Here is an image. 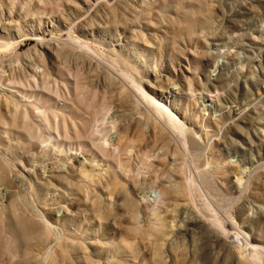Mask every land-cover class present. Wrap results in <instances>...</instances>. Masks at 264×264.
<instances>
[{
  "label": "rangeland",
  "instance_id": "1",
  "mask_svg": "<svg viewBox=\"0 0 264 264\" xmlns=\"http://www.w3.org/2000/svg\"><path fill=\"white\" fill-rule=\"evenodd\" d=\"M96 2L0 0V39L18 43L19 36L28 35L19 46L9 43L0 48V85L10 86L12 91L64 93L62 99L70 106L69 123L77 129L70 125L68 136L61 139L75 143H90L91 130L110 127L107 117L113 116L117 108L132 110L136 115L133 119L118 120L119 139L113 141L107 154L111 164L125 165L132 178L138 176L139 169L148 172L141 173L147 178L161 179L169 170L165 166L147 168L154 162L158 144L147 139L150 134L160 139L168 137L170 150L177 148L178 157L182 153L188 164L191 160L197 163V154L206 166L225 164L226 149L232 142L242 149L249 148V135L255 140L251 145L253 154L264 153V138L255 135L264 132V0ZM70 24L71 36L81 40L82 45L69 37L61 41L62 48L44 45L34 35L42 34L48 42L53 36L65 34ZM242 43L251 46L242 49ZM216 67L218 71L214 72ZM172 86L183 88L184 95L177 102H172ZM206 94L217 98L222 106L205 108L210 104ZM170 103L176 104L181 114L169 107ZM157 105L169 108L193 136L200 138L208 133L210 139L214 137L203 147L206 150L202 153L203 148L194 146L198 151L192 148L185 152L157 112ZM7 132L0 127V264H161L152 258L155 248L143 240L145 232L136 217L141 200H146L150 190L137 195L126 185L131 193L124 198L120 196L121 185L110 190L97 187L104 199H88L86 190L82 191L72 178L47 180L65 165L55 153L57 149L43 156L40 150H33L36 153L32 151L29 156L20 150L18 131ZM108 133L111 141L116 133ZM171 136L175 138L172 142ZM192 168L201 174L197 186L207 193L205 204L212 205L217 214H224L233 200L219 186L222 177L215 176L217 180L213 181L197 165ZM233 171L230 169L228 175L237 179ZM16 186L19 188L15 191ZM245 197L258 206V202L264 203V188L254 183ZM8 199L13 201L30 245L21 232H14L20 230L6 214ZM41 219L48 225L45 238L60 240L55 250L62 254L58 261L50 258L46 262L45 251L38 248L46 231ZM10 225L16 228L11 230ZM251 227L252 235H260L264 216L253 219ZM95 239L100 245L90 244ZM163 258L167 262V254ZM219 261L216 263L231 264L225 258ZM178 264L191 263L182 258Z\"/></svg>",
  "mask_w": 264,
  "mask_h": 264
},
{
  "label": "bare ground",
  "instance_id": "2",
  "mask_svg": "<svg viewBox=\"0 0 264 264\" xmlns=\"http://www.w3.org/2000/svg\"><path fill=\"white\" fill-rule=\"evenodd\" d=\"M99 1L100 0H97L96 3ZM70 26L71 24L69 26L66 25L67 30H65V34L53 36V39L48 42L43 40L45 36L42 34L34 35L37 40L44 45L51 44L59 47L61 46V41L66 37L82 45L83 42L81 40L79 41V39L73 38V35L71 36L73 26L71 28ZM25 37L27 38L28 35L19 36L18 39L20 42L18 43L7 42L5 38L0 39V48L7 47L9 43H12L13 46H19L20 43L25 42ZM248 44H243L241 48L246 49L250 45ZM62 47L63 46H61V48ZM211 63L212 60H209L208 64L210 65ZM217 71L218 67L215 68L214 72ZM37 73L38 71L35 72V74ZM170 90L173 94V97H171L172 102L184 95L183 88L181 87L176 89L175 86H172ZM239 90L242 89L240 88ZM25 91L26 90L12 91L10 86L6 87L0 85V127L6 134H9V132H7L9 130L18 131L21 144L20 150H22V153L26 152L29 156L33 150H40V154L42 153L40 156H43L51 149H53V152L57 149L58 152L55 153H59L65 165L61 168L58 167L59 170H61H58V173L53 174L47 180L50 181L51 178L59 177L72 178L82 191L83 189L86 190L88 199H91L92 196H95L97 199H104L102 192H100L97 187H100V189L109 188L108 190H110V187L112 189L114 186L116 189L121 185L123 194L120 196L124 198L127 197L130 187L137 195L138 193H144L147 189L150 190V194L145 197L146 200H141L143 202L139 206L140 210L136 212V217L139 219V225L141 224V228L145 232L143 240H148L155 248V254H153L154 256H152V258H155V260L159 259L161 264H178L182 258L186 259L191 264H210L211 262L217 264L216 262L219 260L221 261L223 258L226 259V263L231 264H264V229L260 230V235L254 236L251 234L253 230L251 221L258 218L259 215L264 216V203L261 204V202H258V204H256L258 206H255L245 197V194L251 191V186L254 183H258V185L264 188V153H258L257 155L253 154L251 150V145L255 143L253 137L250 135L248 136L247 140L250 146L247 149H242V147L232 142L231 147L226 149L227 153L224 157L225 164L215 162L214 164L206 166L204 163H201L202 160L199 154H197V163L191 160L190 164H188L189 162H186V158L183 159L181 156L182 153L180 154L181 157H178L179 152L178 150L176 151L177 148L171 151V145L168 146L166 143L169 139L168 137L167 139L162 135L161 137L164 138L160 139L152 134H147V139L153 140L155 143L160 144L159 142L162 140V146L160 147L158 144L156 147L154 146L156 148H154L156 152H153V154H156L154 162L152 161L150 163L147 161V163L149 162L150 164L148 163L149 165L146 167L157 169L159 166H165L169 168V170L167 171L166 177L161 179L155 176V178H147V176L145 177L143 175L148 174V172L144 174L139 169L137 175L139 178L141 177V179L137 180L138 176H136V178L133 176L132 178L125 165L121 164L117 166L116 163L111 164L110 157L107 155L110 151V147L115 143L113 141H115V139L117 140L119 136L118 120L123 117L128 120L133 119L136 115L132 110H123L122 107L121 109L117 108L113 116L107 117V119L110 118L109 121L112 123L110 127L104 126L98 130H91L90 133L93 137H89L90 143L84 140H80L84 143H75L61 139L63 135L64 137L68 136L70 125L75 131L77 129L74 123H69L71 120L68 117L67 109L70 106L66 100L62 99L65 96L64 93L56 91L52 94L45 91L42 92V94H38L36 91ZM67 91L70 95L68 89ZM78 91L79 89L76 88L75 92L79 97ZM203 91L204 92L201 93L205 94V90ZM194 92L195 90L191 93ZM206 97L209 98L208 101H210V104L206 105L205 108H214L216 105L222 106L218 99L213 98L212 95L206 94ZM61 101H64L65 104H62ZM169 107H172L177 114H181L176 104L170 103ZM156 108L160 117L167 123L169 131L173 133L174 136H172L182 145L185 152L189 153L194 146L200 149L207 147L214 138L211 137L212 139H210L208 133H202L200 138L193 136V134L189 132L190 130L186 128L185 123L181 122L179 118H176L177 116H175L169 108L165 106L160 107L159 105H157ZM199 108L198 110H201ZM111 131L116 134H114V136L111 137V141H109L107 137L109 134L108 132ZM95 133H98L99 137L96 136L97 134L95 135ZM255 135L257 139H260V137L264 138V132L262 135ZM142 138L143 136L140 137L141 141L145 139L143 138L142 140ZM175 138L173 139L175 140ZM45 143L47 145L43 146ZM164 143L167 145H164ZM168 143L170 144V141ZM164 146H166V148L168 146L169 149H166ZM196 148L194 149L197 150ZM203 150L204 148L201 152ZM171 152H173V155ZM249 153L250 155H248ZM53 157L55 158V156ZM152 159L153 157L150 158V161ZM57 160H59V158ZM194 165H197L199 170L203 169L206 171L207 177L211 178L213 181H216L218 176L222 177L223 181L219 182V186L223 190L224 195L233 200V202L228 205L229 208L226 211L224 210V214H217V210L212 205L205 204L206 200L209 198L207 197V193H204V191L197 186V180L201 178V174L197 172V170H193L192 167ZM144 167L143 165V168ZM227 167H229L228 170H226ZM35 168H37V166H35L34 169ZM24 169H26V167H24ZM230 169L234 170L233 172L237 176V179H235V176L230 177L228 175ZM31 173H33V171ZM141 173H143V175H141ZM18 176L17 178H20V176ZM150 176L152 177V175ZM11 183H13V181H11ZM11 183L9 186H11ZM148 184L150 186L146 187ZM126 185L130 186H128L129 190L125 188ZM17 186L15 191L19 188ZM10 188L14 190L13 187ZM6 193L8 192L6 191ZM130 193L128 195H130ZM8 196L9 195H7V197ZM9 199V202L7 201L8 203L5 204L7 209L6 214L10 218V223H14L20 230L18 231L17 229V231L14 232H21L25 239V243L30 245L25 227L18 217L13 201L10 202L12 198ZM65 213L64 210V214ZM41 218L44 217L41 216ZM12 221L14 222L12 223ZM43 221L42 223L46 231L43 232L42 240L37 243L39 246L38 248L41 251H45L44 260L46 262L49 261L50 258L54 261H58L62 258V254H59V252L55 250H58L56 248H58L57 245L60 240L59 238L57 239V237H54L55 239L45 238L48 230V222L46 219L45 221L47 223ZM14 224L13 226H15ZM9 228L13 230V228L15 229L16 227L12 228L10 225ZM11 230L10 233L13 232H11ZM20 236L17 235L19 238ZM111 243H113V241L107 244ZM90 244L98 246L100 245V241L99 239H95ZM164 253L167 254V262L164 261ZM208 257L210 260L206 259Z\"/></svg>",
  "mask_w": 264,
  "mask_h": 264
}]
</instances>
